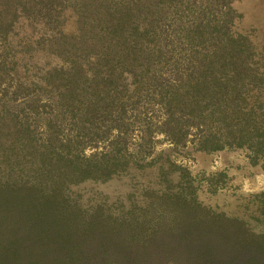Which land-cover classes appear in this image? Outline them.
I'll use <instances>...</instances> for the list:
<instances>
[{
  "label": "trees",
  "instance_id": "obj_1",
  "mask_svg": "<svg viewBox=\"0 0 264 264\" xmlns=\"http://www.w3.org/2000/svg\"><path fill=\"white\" fill-rule=\"evenodd\" d=\"M238 1L0 0V35L19 13L49 32L33 42L56 58L26 82L0 49V264H264V228L250 227L264 225V192L239 214L202 204L186 181L122 215L68 192L127 168L153 126L197 152L244 149L264 172V41L257 23L236 26Z\"/></svg>",
  "mask_w": 264,
  "mask_h": 264
},
{
  "label": "rangeland",
  "instance_id": "obj_2",
  "mask_svg": "<svg viewBox=\"0 0 264 264\" xmlns=\"http://www.w3.org/2000/svg\"><path fill=\"white\" fill-rule=\"evenodd\" d=\"M9 6L11 5L8 3L0 2V8ZM234 7L241 13L236 21L238 29L247 32L251 29L248 27H254L257 23V27H254L253 39L258 44L262 43L264 41V0H239L234 3ZM252 9H255L256 16L252 15ZM0 14L3 18L5 13L0 12ZM62 14L64 22L61 30L65 34L74 32L73 15L69 10H64ZM18 15L20 14L17 13ZM15 16L11 26L7 28L6 36L0 35V49L6 48L11 59L13 55L17 62L20 60L25 63L23 69H21V63H17L16 68H20L18 73L24 81L28 82V79H35L39 75L41 68L54 63L56 58L33 42L38 38L46 44L41 37L49 32L44 31L37 21ZM232 27L234 28V25ZM9 83L7 81L6 85L8 86ZM4 86L2 84L1 87ZM150 116L153 125L158 124L162 118L156 107ZM154 127L151 129L149 146L140 150L139 156L132 158L123 171L105 181L87 179L69 187V195L78 206L89 209L100 205L112 214L122 215L131 210L138 214L141 212L138 209L139 206L154 199L155 192L166 189L177 190L186 181H190L195 188L198 201L202 204L216 210L238 211L240 214L246 210L244 204L248 203L249 211L246 213L251 212L254 201H248L247 197L264 192V172L257 165L247 161L244 149L224 148L210 153L197 152L194 151L192 141L173 144L162 133L154 132L157 130ZM191 135L192 131L188 139ZM6 136H8L6 132L0 131V138L4 139ZM137 137L138 133L132 131L128 138L130 145L137 142ZM105 145L104 141L91 142L84 147L83 151L90 154L104 149ZM220 173L223 174L220 175ZM258 200L255 198L256 208L260 207V200ZM256 214H260V210ZM250 227L260 230L264 228V225L250 224Z\"/></svg>",
  "mask_w": 264,
  "mask_h": 264
}]
</instances>
